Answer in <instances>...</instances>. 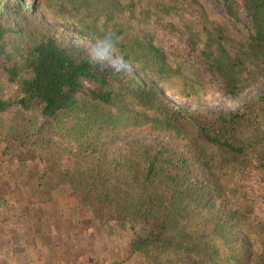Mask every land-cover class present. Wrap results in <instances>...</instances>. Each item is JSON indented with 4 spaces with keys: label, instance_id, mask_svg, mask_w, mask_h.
I'll return each instance as SVG.
<instances>
[{
    "label": "trees",
    "instance_id": "obj_1",
    "mask_svg": "<svg viewBox=\"0 0 264 264\" xmlns=\"http://www.w3.org/2000/svg\"><path fill=\"white\" fill-rule=\"evenodd\" d=\"M68 3L105 18L104 33L94 20L85 34L105 37L122 64L95 62L65 31L31 21L39 3L0 0V170L13 168L0 184L3 215L54 219L59 231L58 212L68 213L76 249L63 244L57 264H76L85 248L99 264L105 231L108 242H126L125 259L112 264H264V226L243 185V175H264V91L230 113L179 107L164 93L172 82L188 86L186 65L173 67L147 35L122 40L121 0ZM224 6L235 23L239 6L250 15L246 41L230 54L206 31L202 54L233 97L255 81L249 66L264 72V0ZM143 127L168 134L175 150L126 135Z\"/></svg>",
    "mask_w": 264,
    "mask_h": 264
},
{
    "label": "rangeland",
    "instance_id": "obj_2",
    "mask_svg": "<svg viewBox=\"0 0 264 264\" xmlns=\"http://www.w3.org/2000/svg\"><path fill=\"white\" fill-rule=\"evenodd\" d=\"M23 1L26 7L31 1L39 3V10L31 21H42L65 31L67 42L85 52L93 61L104 62L109 66L122 64L114 48L104 40L105 37L99 39L86 36L85 27L94 20L93 26H98V31L104 33L105 21L104 17L96 15V18L94 15H88V3L81 8L79 6L82 3H77L74 8L70 6L68 0ZM121 3L123 13H116L117 21L129 25L128 27L122 25L126 33L122 40L128 41L131 35H147L149 40L163 51L167 61L173 67L186 65L188 86L183 87L178 81L172 82L171 88L165 86L167 87L165 97L179 107L193 111L230 113L264 91V72L249 66L248 69L254 74L255 81H252L240 95L226 96L219 76L207 64L202 54L206 50V31L216 32L224 37L226 40L222 44L230 54L236 53L238 43H245L248 33L246 26L250 25L251 17L242 6L238 7L242 22L239 24L228 17L224 0H121ZM112 24L113 22H109L108 26ZM184 25L190 30L184 28ZM97 47L110 48L111 55L97 56L95 54ZM127 67L141 80H146L134 66L128 64ZM126 135L147 144L175 150L176 144L168 134L154 132L150 127L132 128L126 131ZM11 169L13 168L3 166V171L0 170V184L13 181ZM243 176H245L243 185L247 186L246 190L254 210L253 215L257 219L256 223L264 226V175L252 172ZM25 190L20 189L15 193L21 194L26 199L28 193ZM64 202L61 200V204H65ZM2 212L0 210V264H57L62 260L59 251L63 244L71 242L76 249L75 240L68 236L73 230V225L69 221V214L64 210L57 215L65 217L61 219L65 224L59 231L57 227L55 228L54 219L43 225L32 217L30 219L23 216L9 218ZM35 212L39 215L41 213L37 209ZM66 219L67 222H65ZM77 232L83 233L81 230L74 233ZM107 236L106 231L102 233L101 242L94 249L95 253L100 255L98 256L99 264H112L114 257H117V263H121L126 256L123 251L126 243L123 235L115 244L108 242ZM94 237L97 235L94 234ZM55 247L59 248L58 252ZM85 249L82 255L77 254L76 264H95L89 259V249ZM56 254L59 255H57L59 259L55 257ZM137 259L133 256L129 263L134 264L138 261ZM123 264L127 262L124 261Z\"/></svg>",
    "mask_w": 264,
    "mask_h": 264
},
{
    "label": "clouds",
    "instance_id": "obj_3",
    "mask_svg": "<svg viewBox=\"0 0 264 264\" xmlns=\"http://www.w3.org/2000/svg\"><path fill=\"white\" fill-rule=\"evenodd\" d=\"M95 54L97 56L107 57V56L111 55V49L110 48H107V47H105L103 49L101 47H97L95 49Z\"/></svg>",
    "mask_w": 264,
    "mask_h": 264
}]
</instances>
